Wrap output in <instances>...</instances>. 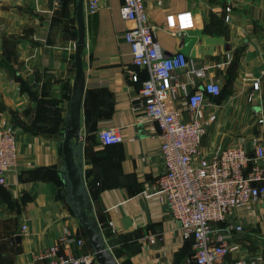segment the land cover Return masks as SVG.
I'll return each mask as SVG.
<instances>
[{
  "label": "crops",
  "instance_id": "obj_1",
  "mask_svg": "<svg viewBox=\"0 0 264 264\" xmlns=\"http://www.w3.org/2000/svg\"><path fill=\"white\" fill-rule=\"evenodd\" d=\"M98 1L95 13H84L79 134L92 214L118 264H196L191 242L183 239L169 207L159 201L157 180L164 172L160 131L139 118L140 89L148 74L133 63L124 39L130 23L120 16L122 0ZM144 3L165 55L183 52L196 65L206 66L207 77L221 86L219 96L205 98V111L218 114L207 127L200 152L241 146L253 157L254 141L264 147V0ZM68 7L57 0H0V128L5 122L17 139L16 169L0 186V264H37V253L59 244L65 233L87 241L65 201L61 134L27 128L33 127L44 78L73 82L77 31L64 18ZM183 11L191 13V27L169 33L167 16ZM177 73L188 91L201 89L206 80L190 83L185 70ZM176 104L186 106L180 92ZM108 128L119 132L120 144L101 143L98 133ZM234 219L243 232L225 231L224 239L240 247L236 257L264 262V200L243 205ZM70 250L75 256L92 252L90 246L79 250L73 244Z\"/></svg>",
  "mask_w": 264,
  "mask_h": 264
},
{
  "label": "built area",
  "instance_id": "obj_2",
  "mask_svg": "<svg viewBox=\"0 0 264 264\" xmlns=\"http://www.w3.org/2000/svg\"><path fill=\"white\" fill-rule=\"evenodd\" d=\"M98 7V0H84L85 14L95 13ZM225 10L229 11V7ZM119 13L130 23L124 39L130 46L132 61L148 74L140 89L143 104L139 118L154 123L160 131L164 172L157 180L159 201L169 207L183 239L191 242L194 262L264 264L259 257L237 258L240 247L224 239L225 231L243 232L234 219L240 207L264 200V147L254 141L253 157L241 146L201 153L207 127L218 114L216 110L205 111V98L218 96L220 84L207 77L206 66L196 65L183 52L165 55L148 22L144 0H122ZM167 19L166 30L171 34L192 25L189 11L169 14ZM177 70H185L190 83H195L194 79L206 80L201 89L188 91L187 83L179 81ZM258 88L255 80L252 89ZM179 92L185 96V108L176 104ZM252 97L253 93H249L248 100ZM258 122L262 124V118ZM98 137L104 146L121 143L119 132L113 128L100 130ZM16 144L13 129L1 123L0 186L5 185L6 175L16 169ZM108 227L115 234L110 222ZM148 241L154 243L152 239ZM72 244L79 250L89 246L87 241L65 233L59 244L41 250L35 260L37 264H96L93 252L75 256L70 250Z\"/></svg>",
  "mask_w": 264,
  "mask_h": 264
},
{
  "label": "water",
  "instance_id": "obj_3",
  "mask_svg": "<svg viewBox=\"0 0 264 264\" xmlns=\"http://www.w3.org/2000/svg\"><path fill=\"white\" fill-rule=\"evenodd\" d=\"M84 0L75 3L76 41L74 43L75 74L65 114L61 142V181L65 201L83 229L97 264H118L107 248L101 230L92 214L90 198L83 180L82 145L80 139V108L84 90L83 49L85 47ZM19 240V238H18Z\"/></svg>",
  "mask_w": 264,
  "mask_h": 264
},
{
  "label": "rangeland",
  "instance_id": "obj_4",
  "mask_svg": "<svg viewBox=\"0 0 264 264\" xmlns=\"http://www.w3.org/2000/svg\"><path fill=\"white\" fill-rule=\"evenodd\" d=\"M57 1L58 3L61 1H63V3H69V7L67 9L68 11L63 10L64 18L70 21L72 27L76 28L74 8L77 0ZM58 12L60 13V11ZM64 79L65 78L55 77L44 78V83L42 87L38 89L37 92L38 104L37 109L34 112L35 120L32 122L33 127L27 128L59 132L61 134V140H63V133H61V127L64 126V107L65 103L69 100L72 86L71 81L69 79L66 78L67 81H63ZM61 82H63V84ZM54 92L56 93V95L54 94ZM45 96H48L50 98H44Z\"/></svg>",
  "mask_w": 264,
  "mask_h": 264
},
{
  "label": "trees",
  "instance_id": "obj_5",
  "mask_svg": "<svg viewBox=\"0 0 264 264\" xmlns=\"http://www.w3.org/2000/svg\"><path fill=\"white\" fill-rule=\"evenodd\" d=\"M220 94H221V92H220ZM220 94H219V95H220ZM219 95H218V96H219ZM84 253H87V252H86L85 250H83V253H82V254H84Z\"/></svg>",
  "mask_w": 264,
  "mask_h": 264
}]
</instances>
